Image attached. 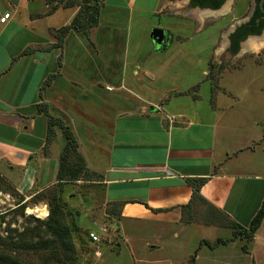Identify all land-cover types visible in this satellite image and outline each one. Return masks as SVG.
<instances>
[{"label":"crops","instance_id":"crops-1","mask_svg":"<svg viewBox=\"0 0 264 264\" xmlns=\"http://www.w3.org/2000/svg\"><path fill=\"white\" fill-rule=\"evenodd\" d=\"M101 1L98 25L87 35L71 29L58 46L55 30L71 23L80 9L78 3L64 7L58 0H0V18L10 13L5 22L0 21V177L27 200L57 183L66 139L56 124L45 153L46 108L74 132L88 167L102 175L99 182L105 203H123L119 206L121 227L125 221L183 227L193 224L195 216L200 227L214 223L210 221L248 226L264 198V165L255 162L257 128L264 118L256 123L248 111L236 103L233 107L235 95L221 91V77H170L159 52L177 40L171 27L162 26L170 35L162 49L152 39L147 41L150 36L145 28H110L102 21L106 9L113 15L128 10L147 24L152 15H165L168 23L181 19L179 28L187 34L177 41L187 46L184 56H189L191 43L203 49V11L210 15L215 8L203 7L196 0ZM62 9L72 10L66 23L54 18ZM70 39L87 40L94 47L104 45L100 51L95 49L103 58L124 39L125 55L134 64L114 77L116 86L106 82L113 80L109 60L102 63L103 74L69 71L63 55ZM145 46L147 53L142 52ZM90 64L92 59L87 69ZM102 81L106 86L100 89ZM83 88L86 92L79 91ZM95 97L103 107L96 109L89 102ZM200 180L204 181L200 195L206 201L193 198L191 181ZM224 227L226 237L232 236L233 230ZM263 228L264 220L246 247V241L237 238L214 249L206 246L217 255L204 251L203 256L220 259L224 247L229 253L223 256L238 258L236 264L245 256L257 264L253 244ZM174 237L179 233L175 231ZM216 238L205 239L214 242ZM200 257L196 255L195 264ZM211 261L204 259L203 264L220 263Z\"/></svg>","mask_w":264,"mask_h":264},{"label":"rangeland","instance_id":"rangeland-1","mask_svg":"<svg viewBox=\"0 0 264 264\" xmlns=\"http://www.w3.org/2000/svg\"><path fill=\"white\" fill-rule=\"evenodd\" d=\"M67 1L73 2L74 0ZM252 1L226 0L213 14L206 15L203 11V49L202 51L197 50L195 49L197 45L191 43V55L189 56H184L187 46H184L182 41H177L178 37L182 38L187 34L183 33V28H179V23L183 22L181 19L174 23H168L166 19L169 17L166 18L162 14L152 15L149 20L150 24H147L146 22L140 23L139 17L128 10H123V13L122 11L117 12V17L113 15L111 9H106L102 14V21L104 26L110 28L142 27L149 32V36L152 29L158 26H160L159 28L162 26L171 27L175 31L177 40L168 49L159 52L160 62L167 64H162V67L170 70L168 72L171 74L170 77H203V79L205 77H221V91H230L235 95L232 106L235 107L236 103L237 108L248 111L250 117L253 116L256 123L261 124L264 118V41H261L264 39V32L260 36L250 38L243 43L242 52L235 58L231 57L225 45L228 31L235 25V21L241 22L243 20L250 5L252 6ZM234 2L237 3L236 8L228 11L226 17L222 19V14H225V10L229 9ZM107 5L111 6V2L107 1ZM71 11L62 9L54 18L58 22L66 23L69 21ZM104 38L106 37L104 36ZM150 39V37L147 38V41ZM253 40L255 43L251 42ZM119 43L115 49L106 51L109 55L103 58L101 54H98V51L105 48L104 45L96 46L98 50L96 51V47L92 43L89 44L87 40L70 39L63 55V62L69 71L74 70L78 74L83 75L85 73L91 76L92 73L95 75L103 74L102 63L109 60L110 76L113 80L106 82L116 86L114 77H120L121 73L126 71V65L130 67L131 62L134 64V61L125 55L124 39L119 40ZM249 46H251L250 49ZM142 52L147 53L146 46ZM188 58H190L189 61ZM197 58L202 59V61L200 62ZM91 59L93 64H90V69H87ZM165 59L167 62H164ZM186 61H188L187 64ZM190 61L192 67H189ZM198 61L200 63L196 64ZM101 84L103 87L100 89L105 88V82L102 81ZM203 86V92H207L208 86L205 84ZM86 90L83 88L79 91L86 92ZM114 94L113 92L112 95ZM89 102H92L96 109L104 105L97 97L91 98ZM262 125L264 122L260 129L257 128L256 147L258 151L255 155V162L260 165H264V126ZM90 174L91 180L80 179L73 183H56L46 189L44 191L46 197L38 201L36 198L25 199L12 187L0 180V233L4 236L8 234L15 236L25 227H35L36 219L46 220L48 217L44 218V215H40V213H29L28 208L38 205L45 207L44 205H46L50 214L52 205L56 204L63 210L67 222L73 228L72 235L77 247V258L72 264H190L192 256L196 255L201 256L198 264H203L204 259L207 260V258L212 260L211 262L219 260V264L234 261L236 264L238 258L230 259L223 256L229 253L228 250L225 251L226 248L224 247L221 249L220 259L214 260L211 254L209 257L203 256L204 251H207L206 253L209 251L205 244L200 247L203 239L216 238L217 236L232 238L233 232L232 236L226 237L228 233L221 222L210 221L216 222V224L209 223L205 227H200L199 219L195 216L193 224L183 227L173 224L171 226L162 225L157 222L147 223V221L142 222L144 225L141 222L136 224L137 222L125 221L121 227L117 217L119 214L118 207H113L114 212H111L112 207L109 203H105L104 188L98 180L99 173L90 170ZM24 202H27V205L24 208V214H22L19 206ZM9 224L10 228H8ZM100 225L106 226L107 231H109L104 235V241L100 245H93L88 240L87 233L91 228L98 230ZM175 231L179 233L177 238L174 237ZM263 238L264 228L253 244L257 264H264ZM203 246H205L204 249ZM98 250L101 251V255H98ZM209 252L217 255L216 251ZM37 258L35 256V259ZM239 263L252 264L251 258L246 256Z\"/></svg>","mask_w":264,"mask_h":264},{"label":"trees","instance_id":"trees-1","mask_svg":"<svg viewBox=\"0 0 264 264\" xmlns=\"http://www.w3.org/2000/svg\"><path fill=\"white\" fill-rule=\"evenodd\" d=\"M59 3L65 0H58ZM203 7L219 8L224 0H196ZM259 2L260 0H256ZM80 5V9L73 17L68 25H64L55 30L57 37V45L61 46L64 39L71 29L88 34L90 28L97 26L99 23L101 0H74L73 2H64V7H71L75 4ZM59 5L55 6L56 9ZM260 9L258 8V13ZM52 77V76H51ZM42 109V108H41ZM45 112L49 117V130L45 143L44 151L47 153L49 144L55 136L54 126L57 124L61 127L66 139L65 147L61 153L59 160V170L57 173V183H73L80 179L91 180L90 168L84 156L79 151V142L74 132L65 124L61 118L53 117L49 114L46 108ZM90 169V170H88ZM95 172V171H94ZM84 177V178H83ZM102 175L99 174L101 180ZM3 183L5 180L0 177ZM193 186V198L199 197L206 201L200 195V188L203 180L198 182L191 181ZM7 184V183H6ZM10 186V185H9ZM11 187V186H10ZM46 197L44 191L37 193L32 199L36 201ZM22 202V201H21ZM19 202V203H21ZM123 204L121 202H109L112 207L111 212H114L113 207H118ZM27 202L22 203L19 207L21 213L24 214V208ZM120 219V214L117 215ZM264 220V198L260 208L252 218L248 226H243L239 223L229 222L224 226H228L233 230L232 238L218 237L214 242L203 239L200 247L205 244L210 249H214L222 244H227L237 238H241L247 243L252 241ZM36 226L33 228L25 227L23 231L17 232L15 236L8 234L6 236L0 233V264H72L77 258V247L73 240V228L67 222L66 216L59 205L53 204L50 209V214L46 220L36 219ZM223 224V221H221ZM10 228V224L8 225ZM87 233L88 240L89 232ZM109 231V230H108ZM243 247V248H244ZM31 254V256H30ZM33 255V256H32ZM35 256L38 258L35 259ZM196 256H192L190 264H195Z\"/></svg>","mask_w":264,"mask_h":264},{"label":"flooded vegetation","instance_id":"flooded-vegetation-1","mask_svg":"<svg viewBox=\"0 0 264 264\" xmlns=\"http://www.w3.org/2000/svg\"><path fill=\"white\" fill-rule=\"evenodd\" d=\"M225 1L226 0H224V2ZM258 8L260 9L259 2H257L256 0H253L252 6L250 5L243 20L241 22H239L238 20L235 21V25L232 26L230 30L228 31L227 51L231 54L232 58H235L242 52V44L248 41V39L253 38L255 36H260L261 34H263L264 32V13L261 11V9L259 10L260 13H258ZM226 14L228 13L222 14V19L226 17ZM169 36L167 38L168 39L167 43L170 42ZM250 48L251 46H249V49Z\"/></svg>","mask_w":264,"mask_h":264},{"label":"built area","instance_id":"built-area-1","mask_svg":"<svg viewBox=\"0 0 264 264\" xmlns=\"http://www.w3.org/2000/svg\"><path fill=\"white\" fill-rule=\"evenodd\" d=\"M10 17V13H5L1 18H0V21L1 22H5L8 18ZM109 89H111V87H108ZM168 172V171H167ZM170 173V172H168ZM45 206V209H46V215H44L43 217L46 218L49 216V209L46 205ZM34 208V207H32ZM34 214H37V212H32ZM108 233L107 231V228L106 226L104 225H100L98 227V230H91L89 232V238H90V242L93 244V245H100L104 240H103V237L104 235H106ZM98 255H101V251L98 250Z\"/></svg>","mask_w":264,"mask_h":264},{"label":"water","instance_id":"water-1","mask_svg":"<svg viewBox=\"0 0 264 264\" xmlns=\"http://www.w3.org/2000/svg\"><path fill=\"white\" fill-rule=\"evenodd\" d=\"M259 7H260L261 11L264 13V0L259 1ZM217 9H219V8H217ZM217 9H215L214 11H216ZM150 37L158 47H160L162 49H165L167 47L168 36H167V31L165 29L159 28V27L152 29V31L150 33ZM255 37H257V36H255Z\"/></svg>","mask_w":264,"mask_h":264},{"label":"bare ground","instance_id":"bare-ground-1","mask_svg":"<svg viewBox=\"0 0 264 264\" xmlns=\"http://www.w3.org/2000/svg\"><path fill=\"white\" fill-rule=\"evenodd\" d=\"M28 211L29 213L37 212V213H40V215H46V209L42 205L34 206V208L29 207Z\"/></svg>","mask_w":264,"mask_h":264}]
</instances>
